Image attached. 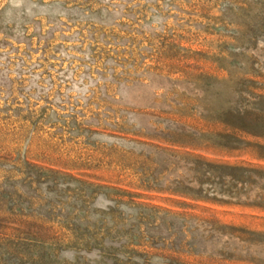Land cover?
I'll return each mask as SVG.
<instances>
[{"label":"rangeland","instance_id":"obj_1","mask_svg":"<svg viewBox=\"0 0 264 264\" xmlns=\"http://www.w3.org/2000/svg\"><path fill=\"white\" fill-rule=\"evenodd\" d=\"M0 264H264V0H0Z\"/></svg>","mask_w":264,"mask_h":264}]
</instances>
